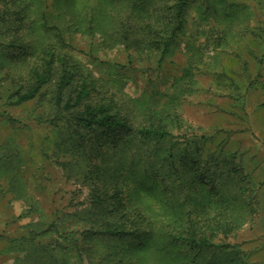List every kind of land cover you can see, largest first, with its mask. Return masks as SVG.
Wrapping results in <instances>:
<instances>
[{"label": "trees", "instance_id": "1", "mask_svg": "<svg viewBox=\"0 0 264 264\" xmlns=\"http://www.w3.org/2000/svg\"><path fill=\"white\" fill-rule=\"evenodd\" d=\"M127 1L121 12L114 11L116 0H96L83 21L73 8L75 0H0V38H9L0 39V49L28 68L24 81L7 89V103L24 105L50 89V108L38 122L68 134L63 145L70 148V168L79 166L81 180L74 191L81 199L57 206L45 228L30 222L19 234L0 236L5 252L15 253L14 264H128L137 253L132 264H199L206 250L230 248L228 236L257 214L249 176L227 150V138L216 139L222 129L202 132L178 111L180 97L193 91L196 72L213 73L217 81L227 75L225 66L216 70L218 59L216 65L205 62L203 48L193 40L188 64L165 102L160 104L163 93L157 88L133 104L115 98L116 92L95 98L98 77L69 48L76 33L90 34L96 24L104 35L112 30L110 46L137 51L160 69L179 45L195 7L212 25L197 26L192 38L204 36L209 53L229 44L228 36L250 35L245 44H234L248 75L241 96L259 87L264 93V73L252 76L242 55L245 50L264 63V0H245L258 7L261 17L234 34L228 18L235 15L231 11L247 8L244 0ZM106 23L113 26L107 33ZM47 234L53 241L43 240ZM123 240L128 247L112 245ZM234 261L239 264L235 255Z\"/></svg>", "mask_w": 264, "mask_h": 264}, {"label": "rangeland", "instance_id": "2", "mask_svg": "<svg viewBox=\"0 0 264 264\" xmlns=\"http://www.w3.org/2000/svg\"><path fill=\"white\" fill-rule=\"evenodd\" d=\"M52 1L49 0L50 3ZM244 2L247 8L243 12L230 10L231 14H235L228 18L232 34L240 27L255 26L256 20L261 17L254 3ZM128 3L127 0H116L114 11L121 9L122 12ZM72 4L79 15L84 17L83 21H86V13H89L91 5L96 4V0H75ZM187 17L186 30L181 35L179 45L174 47L160 69L150 58L141 57L137 51H127L123 46H110L113 40L111 23L105 24L107 27L104 31L107 33L111 30L106 41L108 35H104L103 30H99L101 26L95 24L90 34L83 31L76 33L72 40L73 48L69 50L100 80L99 92H94L95 98L107 99L116 92L115 98L121 97L133 104L157 88L163 93L160 104L165 102L166 95L172 92V82L182 75L188 64L192 50L187 47L193 40L203 48L205 62L215 65L219 63L216 66L218 71L219 66L227 68V75L220 81L216 80L213 73L202 70L196 72L193 91L180 97L178 111L187 124L200 128L202 132L212 133L222 129L216 139H221L222 135L227 138V150L235 156L237 166L249 176V186L256 196L258 211L252 222L228 236L226 240L231 243L230 248L206 250L200 255L199 264H235L234 255L239 264H264V107L259 105L264 102V93L259 87L241 96L248 75L240 55L234 54V44H245L250 35L228 36L229 44L209 53L212 47L205 46L206 38L200 36L194 39L192 36L199 25L210 28L211 20L202 21L195 7L189 10ZM0 39L5 42L9 38L1 36ZM256 50L261 52L257 46ZM128 52H132V64L128 61ZM10 55L14 54L0 49V236L19 234L23 226L30 222L39 223V228H45L57 206H66L70 198L75 202L81 199L74 194L81 183L80 168H70V148L63 145V141L69 142L70 137L66 133L54 131L46 122H38V117L45 116L50 108V89L24 105L7 103V89L18 82L22 83L24 80L21 75L28 74V68L22 69L23 62H17ZM242 55L248 60L252 76L259 70L264 73V63L252 60L245 50ZM215 59L219 62L215 63ZM118 64L126 65V69L121 70L120 66H116ZM55 146L59 147L57 151L54 150ZM70 227L74 229L80 227V224ZM53 239L51 234L43 238L47 243ZM118 243L122 247L129 246L128 240L112 242V245ZM5 249L6 244L0 240V264H14L15 253H7ZM137 255L140 253L132 255V262ZM107 264H111V261ZM113 264H122V260Z\"/></svg>", "mask_w": 264, "mask_h": 264}]
</instances>
